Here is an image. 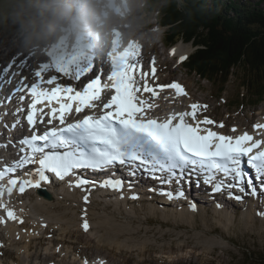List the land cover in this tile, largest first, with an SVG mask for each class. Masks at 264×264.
Returning <instances> with one entry per match:
<instances>
[{
    "label": "rangeland",
    "instance_id": "rangeland-1",
    "mask_svg": "<svg viewBox=\"0 0 264 264\" xmlns=\"http://www.w3.org/2000/svg\"><path fill=\"white\" fill-rule=\"evenodd\" d=\"M218 1L229 6V14H234L232 3H228L230 0ZM133 2L136 10L135 14L132 11L131 18L136 24L133 33L141 34L145 39L149 55H158L162 79L171 78L183 83L190 90L192 99L207 105L209 117L225 122L227 130H245L251 128L252 121L264 122V101L255 102L249 97L241 107L233 103H241L245 95L239 80L243 76L240 70H235L223 86V93L219 94L220 84L188 74L180 64V57L168 58L167 48L163 49L160 40L166 28L160 26L156 31L153 27L159 24L156 14L147 12L150 8L143 0ZM233 2L243 6L242 2ZM247 2L253 5L257 0ZM57 4L58 0H34L30 7L33 12L18 0H0V66L5 68L8 60L19 54H27L30 58L34 53L37 57L46 53L53 36L64 24L65 14L57 11ZM176 44L179 51H196L191 44ZM0 99L5 101L3 96ZM249 104L254 106L249 107ZM198 198L203 201L201 195ZM191 199L196 200L194 196ZM28 200L30 206H35L31 205L30 198ZM123 201L101 200L87 209L83 206L81 211L80 205L61 200L56 207L30 210L28 206L19 223V234L12 233L8 238L4 234L3 239L19 242L7 246L12 259L22 258L29 251L28 261L59 260V264H76L78 258L84 257L91 260L104 257L110 264H254L245 253H251L254 258L264 251V219L255 217L262 211L261 206L242 209L221 202L219 208L222 211L217 212L213 204H202L197 200L196 211H188L168 204L160 207L163 203L156 198L137 203ZM35 211L40 215L33 213L34 216L31 212ZM87 218L92 229L84 234L81 226ZM43 220L50 221L46 229L43 225L47 222ZM51 257L53 259H49ZM1 261L8 264L12 260L6 254ZM18 261L21 263V259L17 258Z\"/></svg>",
    "mask_w": 264,
    "mask_h": 264
},
{
    "label": "snow or ice",
    "instance_id": "snow-or-ice-1",
    "mask_svg": "<svg viewBox=\"0 0 264 264\" xmlns=\"http://www.w3.org/2000/svg\"><path fill=\"white\" fill-rule=\"evenodd\" d=\"M139 51L129 49L109 62L112 70L108 79L112 81L110 87L114 94L107 103H103L102 114L84 115L73 123H66V117L73 111L79 114L85 109L96 108L95 102L101 100L106 86L101 85L97 76L83 90H77L71 85L57 83V75L45 80L44 73L54 70L62 76L79 81L93 70L95 63L61 64L54 68L39 65L35 71L37 82L28 89L32 102L26 119L33 130L32 134L18 141L23 146L20 148L23 155L11 165L6 164L0 169V209L6 213L8 220H19V217L4 201L5 194L11 197L14 190L23 194L27 188H39L43 182L49 181L47 173L64 180L75 169H103L116 163L123 165L139 161L153 175L156 172L166 173L163 178L156 177L162 183L175 181L179 184L185 172L190 171L202 173L203 182L211 184L214 192L238 188L243 193L247 188L255 195L257 188L254 180L260 182V188L264 190V140L254 139L248 132L232 136L204 127L216 124V121L206 116L203 119L198 117L200 111L207 110V105L191 104V111L174 112L163 121L149 116L154 104L150 99L143 98L142 93H149L151 98L158 96L157 89H174L177 96L187 93L181 84L175 82L150 85L147 79L149 73L141 72L138 80L135 74L139 68ZM183 59L185 57L182 56L181 60ZM152 63L151 76L155 78V60ZM44 83L55 86L43 88L41 85ZM21 90L20 87L16 89ZM20 100L23 101L24 97L21 96ZM37 105H44L50 110L44 113V108H38ZM22 111V108L17 109V112ZM44 115L49 117L48 124L58 120L63 127H51L38 133L36 125L44 123ZM18 123L19 120L11 127L15 128ZM218 127L223 128L224 124L220 123ZM254 127L264 129V124H256ZM232 131L235 132L236 129L233 128ZM245 158L254 177L243 167ZM29 164H38L35 173H25L29 178L19 179L14 175ZM217 173L223 174L225 178L230 177L231 182L225 184L223 179H218ZM5 180L6 183H3ZM89 183V180L77 177L75 186L81 187ZM102 186L119 190L123 185L119 179H109ZM162 194L170 200L184 197V192L179 189L175 196L172 192ZM229 195L236 200L242 199L239 195L233 196L231 192ZM84 200L87 202V195ZM190 206L195 210V204ZM5 222V217L0 216V223ZM82 226L87 232L89 223L86 219ZM84 264H88V261L85 260Z\"/></svg>",
    "mask_w": 264,
    "mask_h": 264
},
{
    "label": "trees",
    "instance_id": "trees-1",
    "mask_svg": "<svg viewBox=\"0 0 264 264\" xmlns=\"http://www.w3.org/2000/svg\"><path fill=\"white\" fill-rule=\"evenodd\" d=\"M18 1L27 8L34 2ZM241 2L243 6L230 2L234 7L231 15L229 6L221 5L218 0H145L150 8L147 12L155 13L166 28L161 38L164 46L183 41L197 47L184 64L188 74L220 84V94L235 70H240L243 76L239 80L245 91L242 101L250 97L261 102L264 100V0L253 5ZM262 252L254 258L251 253H245V257L254 264H264Z\"/></svg>",
    "mask_w": 264,
    "mask_h": 264
},
{
    "label": "bare ground",
    "instance_id": "bare-ground-1",
    "mask_svg": "<svg viewBox=\"0 0 264 264\" xmlns=\"http://www.w3.org/2000/svg\"><path fill=\"white\" fill-rule=\"evenodd\" d=\"M71 3V2H70ZM69 3V4H70ZM50 15V14H49ZM55 19V18H54ZM120 25V24H119ZM66 48V45L65 44H62L61 43V46H59V48H58V51H59V53H61L64 57V59H67L68 58V56L70 55V51L68 50V49H65ZM179 46H177L176 48H174V50L175 51H173V53H172V55L176 52V53H180V54H182L183 56H185L187 53L189 54V52H184V51H179ZM181 50V49H180ZM190 58V57H189ZM148 61H151V60H148ZM97 63H100V64H102V62L101 61H99V60H97L96 61ZM51 64V66H50V68H54V67H56L57 65H61V64H69L66 60H63V59H60V58H58L57 59V57L55 56V55H53L52 56V60H51V62H50ZM52 72H54V70H51V73H49V72H47V73H44V76H46V75H53V73ZM85 79H87V76L86 75H84L83 76ZM70 79V78H69ZM71 80V79H70ZM205 80V79H204ZM146 94H149V93H146ZM166 96H168V95H166ZM178 97H182V98H184V97H186V96H184V95H182V96H178ZM4 99H5V101L4 100H2L1 101V99H0V101H1V107H2V109L5 111V112H12V111H14L15 110V107H14V105H13V102L12 101H9L6 97H4ZM187 98H185V99H183V100H186ZM167 100V99H166ZM10 110V111H9ZM260 131H263V132H260ZM257 133H260V135L258 136V138H255L254 137V139H258V140H264V129H257ZM2 145V143L0 144V146ZM60 189V187H57V186H52L51 187V189H49V193L51 194L50 196H51V198H50V200H47V199H44L42 196H40V195H37L36 196V198L35 199H31V194H27L26 196H25V198L24 199H27V201H28V203L24 200V202H25V204L27 205V207L28 206H30V204H29V201L30 200H28L29 198L31 199V205H35V206H30V210H36L37 208H42V207H47V206H55V204H57L58 203V200H61V201H63V203H73V204H76V205H80V208H79V211H81V209L83 208V206H84V208L85 209H87V208H89L90 206H92V205H97L98 203H99V201H101V200H104V201H106V202H109V201H111V202H116V200H112V198L110 197V196H106L105 195V193H104V191L102 190V189H99V190H97L96 192H94L92 195H91V198L89 199V201L90 202H88L86 205L85 204H83L82 202H80V198L82 197V195H80V194H78V191H76V190H66V189H64L63 188V190H59ZM126 200V199H125ZM149 200H151L150 198H149ZM124 202V201H123ZM115 204H118V203H115ZM165 204H168V205H170L169 203H164V205ZM13 206L15 207V208H13L14 209V211L16 212V215H17V217H19V220H16V221H14V222H12L11 223V225H9V226H7L6 227V224L5 225H3V226H5V228L4 227H1V230L4 232V234H5V237H11L12 236V233H16V234H19L18 232V229H19V223H20V221L21 220H23L22 219V217L26 214V212H24L25 211V209H26V207H25V205H24V203H22L21 205H19V204H13ZM56 207V206H55ZM43 209V208H42ZM45 209V208H44ZM49 209H50V207H49ZM38 211V210H37ZM41 211V210H40ZM39 211V212H40ZM44 212V211H43ZM32 214L33 213H37V215L39 216L40 215V213H38V212H31ZM51 213V212H50ZM45 214V213H44ZM49 214V213H48ZM129 214V213H128ZM34 215V214H33ZM35 216V215H34ZM256 217H258V218H263L264 217V215H258V214H256L255 215ZM62 217H64V216H62ZM31 218V217H30ZM34 218V217H33ZM64 220V219H63ZM87 221H88V223H89V226H90V223H91V221H90V219H86ZM231 220V219H230ZM38 221V220H37ZM39 222V221H38ZM57 222V221H56ZM230 222V221H229ZM53 223V222H52ZM58 223V222H57ZM37 224V223H36ZM76 224V223H75ZM39 225V224H38ZM52 225V224H51ZM57 225V224H56ZM68 225V224H67ZM83 225V224H82ZM99 225V224H98ZM59 226V225H58ZM102 226V225H101ZM37 228H38V226H37ZM90 228V227H89ZM32 234V233H31ZM26 238V237H25ZM32 241V240H31ZM19 258V257H18ZM20 259V258H19ZM49 259H53V257H51V258H49ZM57 259V258H56ZM58 260V259H57ZM66 261V260H65ZM82 261V260H81ZM57 262H59V260L57 261ZM21 263L22 264H24V261L23 260H21ZM19 261L17 262V264H21ZM0 264H1V262H0Z\"/></svg>",
    "mask_w": 264,
    "mask_h": 264
},
{
    "label": "water",
    "instance_id": "water-1",
    "mask_svg": "<svg viewBox=\"0 0 264 264\" xmlns=\"http://www.w3.org/2000/svg\"><path fill=\"white\" fill-rule=\"evenodd\" d=\"M48 198V197H47Z\"/></svg>",
    "mask_w": 264,
    "mask_h": 264
}]
</instances>
